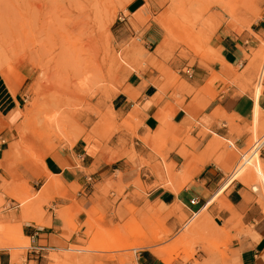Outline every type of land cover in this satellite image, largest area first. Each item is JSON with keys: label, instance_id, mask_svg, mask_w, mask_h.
<instances>
[{"label": "rangeland", "instance_id": "1", "mask_svg": "<svg viewBox=\"0 0 264 264\" xmlns=\"http://www.w3.org/2000/svg\"><path fill=\"white\" fill-rule=\"evenodd\" d=\"M133 1L139 8L129 12ZM244 1L247 8L242 0H145L144 4L141 0H0V80L17 100L15 110L6 117L0 114V250L10 254L12 263L25 261L28 254L30 241L23 236L22 223L40 224L43 207L50 206L58 196L51 192L61 187L50 173L41 187L38 178L45 174V158L71 149L87 130L105 137L106 133L136 127L137 122L133 126L127 120L118 121L110 102L132 74L142 72L156 59L163 80L161 88L172 90L170 96L178 106L158 111L161 133L153 138L150 148L165 161L170 141L191 142L189 135L173 136L176 128L169 125V116L183 107L193 118L217 92L206 91V98L196 96L193 104L183 105L180 95L186 82L180 73L219 58L215 40L218 30L240 34L254 22L264 21V0ZM150 2L155 5L152 9ZM123 18L133 30H141L154 20L158 25L166 24L171 33L168 38L159 25L163 35L156 47L151 43L144 48L139 35L117 43L109 30ZM256 38L259 45L244 54L247 66L241 69L228 64L232 75L225 79L227 87H237V95L249 92L254 96L255 91V104L263 89L256 76L264 52V38ZM85 76L89 82L86 78L87 83L80 82ZM185 131H190V126ZM263 132L253 127L247 146L240 151L230 149L228 141L214 134L211 140L217 144L210 153L213 156L218 150L219 156L221 148L229 151L223 166L228 173L226 179L242 180L249 189L258 184L262 195L258 194L257 200L264 209V173L261 164L260 169L253 166L256 159L260 162L259 148L264 138L257 150L250 149ZM180 153L184 156L187 152ZM253 153L256 155L244 170L237 172ZM164 165L168 180L177 182L173 188L176 192L185 185L191 165L180 174L173 166ZM134 184L143 190L139 178ZM96 187L98 197L94 195L95 205L87 211L81 244L69 245L72 250L50 251L45 257L48 264H101L107 259L117 264H138L140 252H149L162 264H239L231 241L243 229L235 222L230 229L236 234H230L225 227L217 226L207 214V206L194 216L184 214L177 205L160 214L146 200L141 205L134 203L145 197L141 192L124 195L121 186L114 192L105 185ZM4 198L11 199L12 212L19 210L20 222L3 214ZM58 214L64 217L61 211ZM170 217L178 219L177 226L167 225ZM64 219L68 228L77 227L72 209Z\"/></svg>", "mask_w": 264, "mask_h": 264}, {"label": "crops", "instance_id": "2", "mask_svg": "<svg viewBox=\"0 0 264 264\" xmlns=\"http://www.w3.org/2000/svg\"><path fill=\"white\" fill-rule=\"evenodd\" d=\"M144 1L141 0L143 4ZM149 4V8H154L153 3ZM129 8V12H135L139 7L133 1L129 3ZM123 20L116 22L109 30L117 43L139 35L144 48H149L151 43L156 47L162 39L163 30L154 20H150L141 30H133L132 25ZM256 36L264 38V21L254 22L249 30L240 34L218 30L215 40L219 47V58L205 65L195 64L186 73H180L186 82V86H183L185 92L180 95L184 98L183 105L193 104L196 96L206 98L208 91L217 93L214 98L208 99L202 109L196 110L193 118L183 107L169 116V125L176 128L173 136L184 138L189 135L191 142L170 141L165 161L150 148L153 138L161 133L156 115L169 105L178 106V103L170 96L171 89L161 88L163 80L158 71V59L142 72L132 74L113 95L110 105L118 115V121L124 119L133 126L138 125L132 129L106 133L105 137L87 130L71 149L57 151L45 158L47 171L38 179L42 187L49 180L48 173L53 175L61 187L51 193L58 196L54 197L50 206L43 207L45 214L40 224L30 221L23 222L21 226L24 238H29V246H43L45 250L40 259L27 250L26 260L21 263H12L10 254L0 250V264H48L45 257L50 251L63 250L72 244L80 245L79 239L85 236L83 223L87 219V211L95 205L94 195L95 199L98 197L97 185H105L112 192L121 186L124 195L141 192L145 197L141 202L134 203L141 205L146 200L160 214H166L177 205L184 214L190 216L207 206L206 212L217 226L225 227L230 234H236V230L230 229L235 222L243 229L244 232L231 241V248L237 252L238 263L264 264V209L257 200L258 194L253 190L262 194L261 187L254 183L249 189L244 181L236 178L224 185L228 173H225L223 166L226 165L225 157L230 155L229 151L221 148L220 157L218 150L213 156L210 153L217 144L211 140L214 134L228 141L230 149L240 151L247 146L253 127L256 132L264 129V82L257 98L260 109L255 122V97L249 92L237 95V87H227L225 83V79L232 75L228 64L240 68L247 66L244 54H249V48L255 49L259 45ZM16 108V98L0 80V114L6 117ZM188 126L190 131L186 132ZM259 138H264V132ZM260 148L259 159L264 173V143ZM181 150L187 153L182 156ZM216 157L219 159L215 160ZM143 161L146 164H142ZM164 163L173 166L174 172L178 174L187 165H192L185 185L176 192L173 188L177 182L168 180ZM17 172L23 177L19 170ZM138 178L143 190L134 184ZM219 189L220 192L214 197ZM192 198L196 199V204H190ZM4 199L6 206L3 214L20 222L19 210L12 212L14 207L9 203L11 199ZM69 209H72L77 226L74 229L65 225L64 217ZM59 211L64 217L58 214ZM177 224L176 217H170L167 221L169 227ZM101 264L117 262L107 259ZM138 264L162 262L149 252H140Z\"/></svg>", "mask_w": 264, "mask_h": 264}, {"label": "bare ground", "instance_id": "3", "mask_svg": "<svg viewBox=\"0 0 264 264\" xmlns=\"http://www.w3.org/2000/svg\"><path fill=\"white\" fill-rule=\"evenodd\" d=\"M242 6H244V7H246L247 8V6H248V2L247 1H244V0H242ZM161 19V18H160ZM159 23V25L162 27V29H164L165 30V32H166V36L168 37L169 35H170V28L166 25V24H164L163 22H158ZM169 38V37H168ZM168 41V40H167ZM85 78H86V80H87V77L85 76V77H83L82 79L80 78V82H86L85 81ZM88 81V80H87ZM89 82V81H88ZM87 83V82H86ZM84 83H82L81 85H83ZM75 85H76V83H75ZM73 86V88L75 87L74 85H72ZM84 86H86V85H84ZM76 87H79V86H76ZM79 90V89H78ZM85 90H86V88H85ZM81 91V90H80ZM87 91V90H86ZM254 91V90H253ZM76 91H70V94H74ZM254 97H255V95H256V92L254 91ZM85 94H86V92H85ZM259 105H258V103H256L255 104V106H254V110H253V117H254V122H255V120L258 118V115H259ZM49 118V117H48ZM52 120H54L53 118H51ZM50 121H48V123H49ZM51 123H52V121H51ZM50 123V124H51ZM58 123H56V125H57ZM58 128H59V126H57ZM56 127V128H57ZM51 128H52V126H51ZM42 129H44L43 127H42ZM46 129H48V128H46ZM54 129V128H53ZM45 130V129H44ZM55 130V129H54ZM46 131V130H45ZM51 131H52V129H51ZM53 132V131H52ZM55 134V133H54ZM260 149V148H259ZM254 150H257V149H254ZM257 153V152H256ZM256 153H253L249 158H247L246 160H245V163H243V165L237 170V172H242L243 170H244V167L247 165V163H249L253 158H254V156L256 155ZM192 166V165H191ZM253 166H255L256 168H258V169H260V162H259V160L258 159H256L254 162H253ZM238 173V174H239ZM235 175H236V173H235ZM259 175H260V173H259ZM241 176V175H240ZM247 178V177H246ZM232 179H234V178H232V177H228L226 180H225V183H224V185H226V184H228ZM244 180V179H243ZM261 181H262V179H261ZM261 183V182H260ZM264 187V186H263ZM258 189H259V191H260V188L258 187ZM253 190L257 193V194H260L259 192H257L254 188H253ZM264 190V189H263ZM260 195H262V194H260ZM14 198V197H13ZM16 198V197H15ZM16 200V199H15ZM22 200V199H21ZM202 225V224H201ZM15 228V227H14ZM15 231V230H14ZM13 233V232H12ZM14 234V233H13ZM1 247V246H0ZM12 248V247H11ZM68 249V248H67ZM68 250H72L71 248H69ZM80 250V249H79ZM212 259V258H211ZM89 264H91V263H89Z\"/></svg>", "mask_w": 264, "mask_h": 264}, {"label": "built area", "instance_id": "4", "mask_svg": "<svg viewBox=\"0 0 264 264\" xmlns=\"http://www.w3.org/2000/svg\"><path fill=\"white\" fill-rule=\"evenodd\" d=\"M264 81V52L261 58V62L257 71V76H256V82H259L260 84H263ZM262 143V140L259 139L257 144H253L252 147L250 148L251 150L256 149L257 146H259ZM261 147V146H260ZM261 149V148H260ZM197 201L195 198H192L190 200V204H196ZM195 213L192 214L194 216ZM45 248L43 246H34L31 245L28 248V253L34 255L35 257H41L42 256V251H44Z\"/></svg>", "mask_w": 264, "mask_h": 264}]
</instances>
